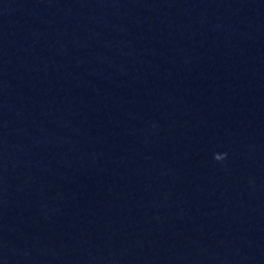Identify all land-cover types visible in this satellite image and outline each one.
Here are the masks:
<instances>
[{"label":"clouds","instance_id":"1","mask_svg":"<svg viewBox=\"0 0 264 264\" xmlns=\"http://www.w3.org/2000/svg\"><path fill=\"white\" fill-rule=\"evenodd\" d=\"M227 156V153H223V154H215L214 158L217 160V161H221L223 159H225Z\"/></svg>","mask_w":264,"mask_h":264}]
</instances>
